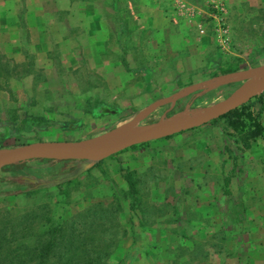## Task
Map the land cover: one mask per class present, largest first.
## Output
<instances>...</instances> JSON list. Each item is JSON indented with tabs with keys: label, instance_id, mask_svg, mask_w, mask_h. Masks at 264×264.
I'll return each instance as SVG.
<instances>
[{
	"label": "rangeland",
	"instance_id": "1",
	"mask_svg": "<svg viewBox=\"0 0 264 264\" xmlns=\"http://www.w3.org/2000/svg\"><path fill=\"white\" fill-rule=\"evenodd\" d=\"M150 1L166 20L160 28L131 36L124 19L128 0H93L95 11L107 14L108 9L114 24L93 50L60 52L53 45L46 64L37 68L32 62L12 67L1 58L0 87L8 90V107L5 112L0 106V147L79 140L123 124L141 130L162 117L223 99L264 64V0ZM29 70L34 81L22 78L14 89L6 87L8 75L19 77ZM247 102L259 114V100ZM25 104L45 115L28 114ZM245 140L219 119L107 157L120 163L121 174L131 173V195L115 184L116 194L109 197V174L100 170L105 160L100 159L99 168L88 169L72 183L0 195V209L13 214L43 210L46 217L67 218L94 201L119 202L116 257L108 264H264V210L255 211L251 226L259 250L252 257L240 255L241 230L228 228L231 239L225 244L219 218L203 221L204 204L197 193L202 175L213 193L222 185L223 161ZM223 145L230 149L219 151ZM93 193L101 200H92ZM213 193L211 214L226 208L223 213L231 217L229 198Z\"/></svg>",
	"mask_w": 264,
	"mask_h": 264
},
{
	"label": "crops",
	"instance_id": "2",
	"mask_svg": "<svg viewBox=\"0 0 264 264\" xmlns=\"http://www.w3.org/2000/svg\"><path fill=\"white\" fill-rule=\"evenodd\" d=\"M92 1L0 0V59L8 60L12 67L22 68L32 62V66L37 68L46 64L49 59L48 51L52 49L53 45L60 52L68 50L72 53L81 48H84L85 51L93 50L99 42L106 40L109 36V29H112L114 24L110 16L108 17L111 12L108 9H106L107 14L95 11L93 8L95 4ZM128 2L129 10L125 13L124 19L131 31V36L140 35L143 30L157 29L166 24L162 12L156 5H152L150 0H128ZM86 43L88 45H85ZM113 64L115 63L113 62ZM106 66L112 67V64L106 63ZM34 77L35 73L32 70L25 71L23 76L19 77L18 75H8L6 87L12 90L16 86V82H22V78H28L32 82ZM6 91H8L6 88L0 87V106L5 112L8 107V92L6 93ZM260 95L258 106L261 109L259 116L263 128L262 134L243 141L241 145L237 144L234 156L226 161L222 160L226 163L224 170L220 171L224 174L222 185L215 187L214 193L207 188L208 182H203L204 175H202L203 180L201 181L203 186L197 192L204 204L202 206L203 221L211 222L214 216L219 218L218 225L223 228L222 239L225 244L231 239L228 236V228H239L242 243L239 248L237 246L236 252L248 257H252V253L260 248L258 243L252 241L255 233L251 226L256 221L255 211L264 210V91ZM25 106L28 114L45 115L42 111H37L34 106L29 104H25ZM2 113L4 112L0 111V118ZM228 148V145H223L219 151ZM119 153L121 152H117V154ZM103 159L105 160L101 162L100 170L109 174L107 176L110 179L109 197L112 196V193L116 194L115 191H112L115 184L124 193L128 185L124 174L119 171L120 163L115 164L107 157ZM69 161L78 162L70 163ZM85 161L29 159L1 166L0 195L14 194L18 196L45 185L72 183L88 169L99 168L100 162L97 161L94 164V162ZM203 168L204 170L210 169V166ZM201 173L203 174V172ZM195 175L196 173L192 177L195 178ZM211 193L215 198L218 194L226 195L229 198L227 207L234 212L231 217L230 214L223 213L226 208L219 210L217 215H215V210H213V215L211 214V201L213 200ZM94 194L91 196L92 200L97 198L100 201L99 194ZM195 199L198 198L194 197L193 200ZM122 208L124 210L125 205ZM196 209H198L197 206ZM115 257L116 254L113 252L111 258L114 260Z\"/></svg>",
	"mask_w": 264,
	"mask_h": 264
},
{
	"label": "trees",
	"instance_id": "3",
	"mask_svg": "<svg viewBox=\"0 0 264 264\" xmlns=\"http://www.w3.org/2000/svg\"><path fill=\"white\" fill-rule=\"evenodd\" d=\"M219 119L232 133L246 139L258 137L263 131L259 114L253 113L249 102L208 123ZM146 143L128 148L141 147ZM124 179L131 195L135 192V180L131 173H126ZM119 210V202H93L67 218L61 215L53 218L46 217L43 210L13 214L2 208L0 264H108L113 260L111 255L117 246L114 228L118 226Z\"/></svg>",
	"mask_w": 264,
	"mask_h": 264
},
{
	"label": "water",
	"instance_id": "4",
	"mask_svg": "<svg viewBox=\"0 0 264 264\" xmlns=\"http://www.w3.org/2000/svg\"><path fill=\"white\" fill-rule=\"evenodd\" d=\"M264 91V64L226 97L196 110H182L162 117L136 133L112 139L120 125L102 134L73 141H36L15 147H0V167L29 159L98 161L132 145L164 138L214 120Z\"/></svg>",
	"mask_w": 264,
	"mask_h": 264
},
{
	"label": "bare ground",
	"instance_id": "5",
	"mask_svg": "<svg viewBox=\"0 0 264 264\" xmlns=\"http://www.w3.org/2000/svg\"><path fill=\"white\" fill-rule=\"evenodd\" d=\"M134 133H136V130H132L129 127H121L112 133L111 138L117 139Z\"/></svg>",
	"mask_w": 264,
	"mask_h": 264
},
{
	"label": "built area",
	"instance_id": "6",
	"mask_svg": "<svg viewBox=\"0 0 264 264\" xmlns=\"http://www.w3.org/2000/svg\"><path fill=\"white\" fill-rule=\"evenodd\" d=\"M219 9L220 10H223L222 6H220ZM198 27H201V26L199 25ZM199 32H202V29H200ZM222 32L225 33L226 32V29H223ZM224 39H226V38H224Z\"/></svg>",
	"mask_w": 264,
	"mask_h": 264
}]
</instances>
